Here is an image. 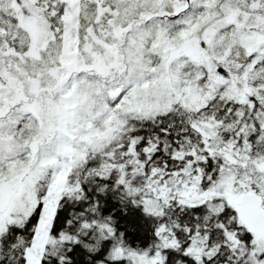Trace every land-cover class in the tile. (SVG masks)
<instances>
[{"label": "snow or ice", "instance_id": "1", "mask_svg": "<svg viewBox=\"0 0 264 264\" xmlns=\"http://www.w3.org/2000/svg\"><path fill=\"white\" fill-rule=\"evenodd\" d=\"M0 264H264V0H0Z\"/></svg>", "mask_w": 264, "mask_h": 264}]
</instances>
